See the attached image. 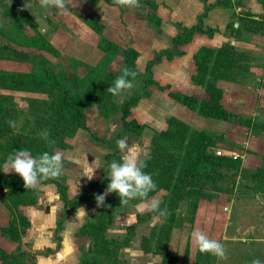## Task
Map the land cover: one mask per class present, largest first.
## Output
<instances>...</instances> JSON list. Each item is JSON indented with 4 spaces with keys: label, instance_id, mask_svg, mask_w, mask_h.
I'll use <instances>...</instances> for the list:
<instances>
[{
    "label": "rangeland",
    "instance_id": "obj_1",
    "mask_svg": "<svg viewBox=\"0 0 264 264\" xmlns=\"http://www.w3.org/2000/svg\"><path fill=\"white\" fill-rule=\"evenodd\" d=\"M168 1L172 2L142 0L147 5V16L151 20L165 22L164 26L167 27L170 24L179 25L178 33L173 36L174 40L177 37L187 39V32L196 30L194 34H203L207 40H211L210 44L217 45L214 49L234 42L239 53L236 61H228L229 64L226 65L225 56L223 63L211 65V70L208 71L210 76H205L206 84L213 85L221 93L223 107L232 114L229 120L204 117L179 102L180 98L187 96L195 98L197 102L194 105L199 106L200 102L210 98L205 86L194 84L191 80L189 85L202 92L201 98L191 95L190 89L187 94L169 91L171 104L156 98L157 106L164 107L161 110L159 108L152 113L147 109L148 106L138 105L143 102L142 98L151 95L149 89H155L158 85L162 91L166 89L165 85L161 86V82L155 80L159 79L160 72L154 77V64L159 63L162 57L170 60L174 55L184 53L179 49L182 44L176 45L174 42L171 49H161L165 37L160 34L161 27L157 26L159 23L155 25L154 20L146 31L136 27L135 30L126 29L123 25L104 28L97 23L96 29H92L95 31L93 38H96L98 53L103 57L95 67H79L76 60L70 59L71 52L73 56L78 55L79 50L75 45L69 44V47L72 46L76 51L69 49L68 45L57 50L48 41L52 28L50 32L40 33L27 14L22 25H19L16 22V16L21 14L19 5L9 0H0V59L5 51L16 50L17 46L28 51L38 50L39 55L32 56V52L25 55L27 66L24 70L0 69V72L44 76L48 69L70 89L83 96L101 81L112 85L125 66L137 72L134 87L124 90L119 96L111 94L110 101H104V109L95 102L85 108L89 132L105 136L108 140L107 149L101 150L97 155L93 154L105 177L108 163L119 160L122 155L116 140L127 137L124 135L129 134L126 131L136 132L135 135L139 136L137 140L127 139L130 146L138 148L143 162L154 158L158 149L184 158L193 137L192 130L213 139L210 149L212 156L233 160V165L191 163L190 172L199 178L192 189L201 188L200 193L193 194L190 190L180 196H173L161 191L148 194L147 200L136 199L122 204L118 213L114 214L106 235L124 239L130 233L129 228L134 227L130 245L119 254L124 264H160L162 257L155 252L161 245L174 253L176 264H252L253 259L264 261V0H186L180 15L173 13V3L168 5ZM245 20L251 22L246 24ZM239 25H246L249 29L244 27L237 33L235 29ZM40 35L46 38L50 48L39 49L29 44L30 39ZM193 36L187 43L197 44L199 40L196 41ZM185 61L183 58L177 59V63L166 69L173 72V66H186ZM212 71H216V74L211 75ZM40 85L38 81L28 83L25 88L14 90L19 92L9 95L18 112L15 132H23L24 129L29 131L35 126L36 109L28 100L48 99L47 93H35ZM50 87L45 88L49 90ZM2 89L0 88V94ZM31 93H34V97ZM172 93L180 96L177 99ZM132 98L137 99V103L130 109L134 116L131 121L127 117L128 124L124 128L122 120L120 122L122 107ZM111 102L114 103L113 106ZM169 117H175L188 126L189 129L182 134L185 136L184 146L176 145L162 136V132L168 128ZM148 120H152L154 125L162 123L165 125L164 130L145 123ZM246 122L251 124H245ZM69 142H66L68 147ZM218 150L222 155H218ZM1 152L4 151L0 149ZM105 154L109 157L104 158ZM234 156L238 157L234 159ZM151 174L156 175L157 171L153 170ZM152 199L160 201L159 210L154 214L138 209L139 205ZM138 214H145V218L137 219ZM194 229H200L210 238L220 241L224 245L226 258L201 253L191 240ZM78 243L82 249L87 250L90 241L80 237ZM144 245L149 253L144 252Z\"/></svg>",
    "mask_w": 264,
    "mask_h": 264
},
{
    "label": "trees",
    "instance_id": "obj_2",
    "mask_svg": "<svg viewBox=\"0 0 264 264\" xmlns=\"http://www.w3.org/2000/svg\"><path fill=\"white\" fill-rule=\"evenodd\" d=\"M109 4H116L115 0H102ZM226 5V4H225ZM21 14L16 16V22L22 25L24 22V16L26 13L20 7ZM83 21L93 30L96 29L97 21L90 16L82 17ZM246 24L251 22L245 20ZM245 24V23H244ZM246 25H239L235 31L240 33ZM246 29V30H247ZM196 30H189L187 32V39H175L176 45L185 44L189 41ZM29 44L39 48H50L49 40L43 38L41 35L37 38L29 40ZM227 57V60L224 58ZM239 56L238 51L231 43L225 44L218 49H212L206 46H202L194 54L193 59L196 65V73L192 76V82L197 85L205 86L206 90L210 94L208 100L200 102L199 106L194 104L197 102L195 98H189L185 96L180 98L179 102L192 110L197 111L204 117L215 118L220 120H229L231 113H229L221 103V93L213 85L206 84L205 76L209 77L208 73L211 70V65L217 63H223L228 65V61H236ZM235 63V62H234ZM231 66V65H230ZM235 67V65H233ZM216 71H212L211 75H215ZM209 75V76H208ZM32 79H34L32 81ZM41 83L38 87V93H47L48 99H30L28 103L34 106L36 113L34 115L35 126H32L30 130L23 132H15L13 127H10L6 121H16L17 110H15V104L12 96L0 94V149L4 152L0 153V200L6 205L10 211V221L6 226H0V233L14 242L21 241V235L24 231L30 227V221L28 218L18 212L20 205H34L36 203L35 189H25L23 180L18 174L4 173V168L7 156L17 149H27L33 156L47 151L54 153L58 147H67L66 141L74 136L78 129H86V115L85 108L92 105L94 102L100 105L101 109H104V101H110L111 93L107 91L109 83L101 81L93 85L90 92L85 96L79 92H74L70 87L63 83L59 77L52 71L46 70L44 76H32V74H14L7 72H0V88L19 90L25 88L26 84L32 82ZM50 87L47 90L45 87ZM178 99L179 94H171ZM140 99V97H136ZM137 99L124 103L122 107L121 120L122 125L125 128L128 124L127 117L130 115V109L137 103ZM112 106L114 105L111 102ZM168 128L162 132V136L166 139H170L179 146H184L185 136L184 134L189 128L186 124L181 122L175 117H169L167 119ZM245 124H251L246 122ZM264 128V126H263ZM47 129L50 133L48 140L41 138V133ZM28 132V133H27ZM193 137L189 141V145L186 148L184 158H180L171 153H164V151L157 150L156 155L151 160H147L144 163L146 167L144 171L151 174L153 170L157 171L156 175H152V179L155 181L156 187L148 194H156L161 191L170 193L173 196H180L185 191H190L193 194L200 193L201 188L193 190L192 186L197 184L199 179L195 174L190 172L191 163H204L212 165H233V160L227 157H214L211 155L210 149L213 146V139L197 130H192ZM95 139V133H92ZM52 141V143H49ZM109 157L106 156V158ZM103 180L97 182L101 184ZM196 181V182H195ZM53 183L56 185L60 199L65 205L64 218L72 215L79 202L87 198H94L98 193L96 192L97 183L91 184L87 191L75 195L74 198L69 199L67 197V185L65 179L61 175L58 179H49L42 181L41 184ZM105 206L98 207L99 213L93 221L84 223L78 232V235L89 239L90 243L87 250L82 249V258L80 259L83 264H124L120 258V251L128 247L134 236V227L129 228L130 233L124 238H110L106 235V230L111 225L114 214H117L121 208L118 195L114 192L112 198L105 197ZM156 211H150V215ZM145 214H138L136 217L139 220H143ZM147 216V215H146ZM147 219V217H146ZM62 219L57 220V231L62 227ZM21 244L17 250L12 253L5 252L0 248V264H25L26 257L29 255L26 250L21 249ZM144 252L149 253V250L144 245ZM162 257L160 264H176V256L173 252L168 251L166 246H158L156 252Z\"/></svg>",
    "mask_w": 264,
    "mask_h": 264
},
{
    "label": "crops",
    "instance_id": "obj_3",
    "mask_svg": "<svg viewBox=\"0 0 264 264\" xmlns=\"http://www.w3.org/2000/svg\"><path fill=\"white\" fill-rule=\"evenodd\" d=\"M9 1L16 2L19 7L23 9L40 33L50 32V29H53L51 31V38H48V40L57 50L60 51L59 47L64 48L63 46L66 47V45L69 47V44L75 45L77 50H79L78 55L76 54L77 57L73 56L71 52L70 55L72 57H70V59L76 60L77 63L80 64L79 67H95L99 65L98 63L103 57L102 54L98 53L99 48L97 46L96 38H93L95 31H93L86 24V22L83 21L82 17L90 16L104 28H107V26L109 27L110 25L116 27L118 25H123L126 29L133 30L136 28H144L143 30H145L149 27V25H151V21L154 20V24L157 25V23H159L157 26L160 25L161 27L160 34H164V42L161 45V49L164 50L171 49L174 45L173 36L176 35L179 30L178 24H170L167 27L164 26L165 22L160 23L159 21L156 22L155 19L151 20L150 17L147 16V5L143 4L142 0H139L140 7L109 4L103 2L102 0H71L69 10L63 14L54 8H42L39 4V0ZM185 1L186 0H172V2L168 1L167 4L171 5L170 3H173L172 6L175 9L173 10V13L180 15L182 14L181 7L186 5ZM74 4H76V6H71ZM24 6L28 7V9ZM193 38L196 39V41L197 39L199 40L197 44L185 43L182 44V46H179V49L184 52L183 55H174L173 59L170 60L162 57L159 63L154 64V77H156V74L160 72L159 79L155 80L156 82H161V86L165 85L166 89L162 91L159 88V85L158 87H154L155 89H149L151 95L146 98H142L143 102L138 105L142 104L146 107L148 106L147 109L152 113L159 110V108L161 110L164 107L157 106L156 98H160L162 102L171 104L172 100L170 101L169 91H178L183 94H187L188 89H190L191 95L201 98L202 92L197 90L196 87L189 85L192 81V75L196 73V65L193 56L198 51L200 46H207L214 49L217 45L214 46V44H210L211 40H207L203 34H194ZM232 44L234 45V42H232ZM69 49H72V46H70ZM29 52H32V56H39L37 54L38 50L36 51L32 49L31 51H28L19 46H17L16 50L5 51L0 59V69H16L18 71L22 69L24 70V67L27 66V63L25 62L26 59L24 58L25 55L30 54ZM182 58L186 60L184 63L186 66H173V72H170L169 70L167 71L171 64L177 63L175 60ZM157 69L160 70L158 71ZM163 72H165V74ZM236 88H238V86ZM15 92L19 91L9 89H2L1 91L2 94L8 95H12V93L14 94ZM31 94H33L34 97V93ZM176 103L177 102H174V104ZM133 116L134 113L132 110L128 117L129 121H131ZM142 121L144 122V120ZM145 123L154 125L152 120H148ZM164 126L165 125L160 123L159 125L155 124L154 128L164 130ZM126 132L129 134L124 133V135H127V138L130 141L137 140L139 137L135 135L136 132ZM96 137L98 139H95L87 128H80L76 131L72 138L66 141H70L69 147H58L54 151V153L59 151L64 156V170L62 176L65 179V184L67 185L66 193L69 199L74 198L75 195L81 193L82 191H87L91 184H95L100 180L103 181L101 184L97 183L96 192L101 194L106 189L108 180L105 175H102L101 166H99L100 164L96 163V167L98 169L95 171L94 178L88 180L82 175L80 165L77 163L78 160L83 161L84 157H86L87 162L92 164L95 159L93 154L97 155L96 153L101 150L104 151L105 148L107 149V138L105 136L100 137L97 134ZM106 155L107 154L104 155V158H106ZM8 173L16 174L12 171ZM34 189L36 194V203L34 205H20L18 207V212L26 216L30 221V227L22 233L21 241L19 243L11 241L0 233V248L7 253H12L15 252L21 244V249L26 250L29 254L26 257L25 264H83L80 261L82 258V248L78 243V239L81 237L78 235V232L84 223L93 221L99 213L96 200L94 198H87L80 201L76 214H74V212L72 215L64 218L66 208L64 202L60 199V195L55 184L40 183ZM113 194L114 192L110 193V195H106V198H112ZM79 207H83L86 210L87 215H79ZM52 209L54 211H51ZM62 218V227L59 231H57L56 222L58 219ZM9 221L10 211L0 200V226L2 227L8 225ZM121 251H123V249Z\"/></svg>",
    "mask_w": 264,
    "mask_h": 264
},
{
    "label": "clouds",
    "instance_id": "obj_4",
    "mask_svg": "<svg viewBox=\"0 0 264 264\" xmlns=\"http://www.w3.org/2000/svg\"><path fill=\"white\" fill-rule=\"evenodd\" d=\"M70 3L71 0H39L42 8H54L62 14L69 10ZM115 3L128 7H140L139 0H115ZM76 4L71 6L74 7ZM24 7L28 9V7ZM136 76L137 72L125 66L121 69V74L117 76L114 83L107 88V91L113 96L121 95L124 90L134 87L133 81ZM6 122L10 127H16L15 121L8 120ZM112 130H115V126ZM40 135L42 139L48 140L50 133L45 129ZM116 145L122 155L119 160H112L107 165L106 178L108 183L103 193L95 195L97 207L105 206V197L112 192L118 195L120 204H128L129 201L136 199L147 200L148 193L156 187L151 174L144 171L146 164L140 159L138 148L130 146L127 137L117 139ZM77 163L80 165L84 177L88 180L94 178L95 171L98 169L96 167L97 158L92 164L87 162L86 157L83 161L78 160ZM63 170L64 156L61 152L49 153L45 151L38 156H33L29 150L19 148L7 156L2 171L6 174L10 171L15 172L22 178L24 188L32 189L42 181L58 179L63 174ZM159 205L158 199H152L139 205L138 209L140 211H157ZM76 212L77 209L74 214ZM79 215H87L83 207H79ZM191 240L201 253H210L221 259L226 258L224 245L220 241L210 238L204 231L194 229L191 233ZM252 264H264V261L253 259Z\"/></svg>",
    "mask_w": 264,
    "mask_h": 264
},
{
    "label": "built area",
    "instance_id": "obj_5",
    "mask_svg": "<svg viewBox=\"0 0 264 264\" xmlns=\"http://www.w3.org/2000/svg\"><path fill=\"white\" fill-rule=\"evenodd\" d=\"M218 155H222V152L218 150ZM238 156H234V159L237 158Z\"/></svg>",
    "mask_w": 264,
    "mask_h": 264
},
{
    "label": "water",
    "instance_id": "obj_6",
    "mask_svg": "<svg viewBox=\"0 0 264 264\" xmlns=\"http://www.w3.org/2000/svg\"><path fill=\"white\" fill-rule=\"evenodd\" d=\"M237 26V24H235Z\"/></svg>",
    "mask_w": 264,
    "mask_h": 264
}]
</instances>
